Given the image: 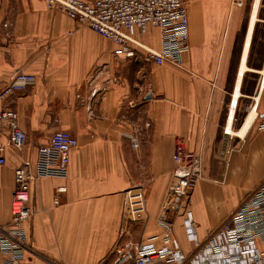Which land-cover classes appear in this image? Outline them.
I'll return each instance as SVG.
<instances>
[{
	"label": "crops",
	"instance_id": "0c3cea01",
	"mask_svg": "<svg viewBox=\"0 0 264 264\" xmlns=\"http://www.w3.org/2000/svg\"><path fill=\"white\" fill-rule=\"evenodd\" d=\"M256 1L185 0L188 50L181 65L158 66L147 61V50L161 48L158 29L135 30L142 48L117 57L114 43L43 0H0V95L13 72L36 77L25 92L0 99V112L17 113L27 136L17 151L9 133L0 134V228L12 221L15 170L34 166L38 149L57 132L78 141L66 179L31 184L32 217L24 228L35 255L28 264H110L118 245L163 234L157 222L179 144L202 160L203 178L187 206L202 241L264 182V131L257 127L264 115V48L251 55L264 22L258 0L251 27ZM137 187L148 217L132 224L123 216L124 193ZM174 229L192 253L178 215Z\"/></svg>",
	"mask_w": 264,
	"mask_h": 264
},
{
	"label": "built area",
	"instance_id": "2783aa9c",
	"mask_svg": "<svg viewBox=\"0 0 264 264\" xmlns=\"http://www.w3.org/2000/svg\"><path fill=\"white\" fill-rule=\"evenodd\" d=\"M49 9L64 13L69 19L87 26L98 36L117 46L115 56L133 57L132 46L142 48L133 34L158 29L161 34L159 51L147 50V61L161 66L164 63L181 65L188 50L189 18L183 0H43ZM36 84V77L15 71L8 78L0 95L5 99L13 93L25 92ZM264 88V78L261 83ZM237 100L231 103L236 109ZM257 109V106L254 107ZM18 114L0 112V134L9 133L10 145L23 151L27 136L19 127ZM264 131V115L257 125ZM135 148L136 139L131 138ZM77 139L69 132L55 133L47 145L38 149L34 166L24 165L15 170V190L12 199V221L0 228V264H28L27 256L35 255L28 245L24 224L32 217L29 207L31 184L44 178L66 179L72 152ZM4 148L0 147V165L4 164ZM176 170L157 222L163 234L153 235L141 243L128 241L118 245L110 264H264V182L259 185L228 219L205 240H200L192 212L183 202L195 183L203 178L202 160L188 153L185 146L175 148ZM63 188L58 190L59 193ZM183 219V228L194 244L192 253H185L175 237L174 218ZM123 216L130 223H142L148 217L145 193L141 187L124 193ZM160 243V246L157 245ZM100 264H105L102 261Z\"/></svg>",
	"mask_w": 264,
	"mask_h": 264
},
{
	"label": "rangeland",
	"instance_id": "374dc122",
	"mask_svg": "<svg viewBox=\"0 0 264 264\" xmlns=\"http://www.w3.org/2000/svg\"><path fill=\"white\" fill-rule=\"evenodd\" d=\"M183 2H184V5L186 7L185 0H183ZM259 2H260V7H259V17L258 18L260 21H264V0H261ZM262 48H264V22H258V30L256 31V34L254 36V44H253L251 55H253V53L260 52V50ZM192 189L190 190L191 192H192ZM190 195H191V193L187 197L189 199L188 204L190 202ZM185 200L183 202V206H182L183 211L182 212H184V209H187V206H188L187 205L186 207H184Z\"/></svg>",
	"mask_w": 264,
	"mask_h": 264
},
{
	"label": "bare ground",
	"instance_id": "6f19581e",
	"mask_svg": "<svg viewBox=\"0 0 264 264\" xmlns=\"http://www.w3.org/2000/svg\"><path fill=\"white\" fill-rule=\"evenodd\" d=\"M257 6H258V0L256 1V5H255V9H254V15H253V19H252V24H251V27L253 26V23H254V21H255V13H256V10H257ZM246 70V66H245V64L243 63V65H242V68H241V74L242 73H244V71ZM263 74H264V72H263ZM233 111L234 110H231V119H232V113H233ZM232 131V130H231ZM231 133V132H230ZM244 134V132H242L241 134L239 133V135H243Z\"/></svg>",
	"mask_w": 264,
	"mask_h": 264
},
{
	"label": "water",
	"instance_id": "95a60500",
	"mask_svg": "<svg viewBox=\"0 0 264 264\" xmlns=\"http://www.w3.org/2000/svg\"><path fill=\"white\" fill-rule=\"evenodd\" d=\"M191 193V191H189V194ZM188 201H189V199L187 198L186 200H185V203H184V207H186L187 205H188Z\"/></svg>",
	"mask_w": 264,
	"mask_h": 264
}]
</instances>
